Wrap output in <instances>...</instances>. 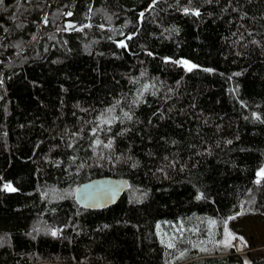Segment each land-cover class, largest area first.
I'll use <instances>...</instances> for the list:
<instances>
[{"label": "trees", "instance_id": "1", "mask_svg": "<svg viewBox=\"0 0 264 264\" xmlns=\"http://www.w3.org/2000/svg\"><path fill=\"white\" fill-rule=\"evenodd\" d=\"M262 169L264 0L0 3V264H264L218 245Z\"/></svg>", "mask_w": 264, "mask_h": 264}, {"label": "water", "instance_id": "2", "mask_svg": "<svg viewBox=\"0 0 264 264\" xmlns=\"http://www.w3.org/2000/svg\"><path fill=\"white\" fill-rule=\"evenodd\" d=\"M183 62L179 64L185 66ZM129 188L125 179L100 177L81 184L75 191V200L82 208L103 210L115 205Z\"/></svg>", "mask_w": 264, "mask_h": 264}, {"label": "rangeland", "instance_id": "3", "mask_svg": "<svg viewBox=\"0 0 264 264\" xmlns=\"http://www.w3.org/2000/svg\"><path fill=\"white\" fill-rule=\"evenodd\" d=\"M227 232H231L236 237L231 241V248L237 254L251 253L254 258H260L264 254V217L249 215L240 220L228 222L221 244L218 245L225 247L223 241L227 238Z\"/></svg>", "mask_w": 264, "mask_h": 264}, {"label": "snow or ice", "instance_id": "4", "mask_svg": "<svg viewBox=\"0 0 264 264\" xmlns=\"http://www.w3.org/2000/svg\"><path fill=\"white\" fill-rule=\"evenodd\" d=\"M0 3H2V0H0ZM195 14L199 15L198 12H196ZM121 46L124 47L125 45L121 44ZM183 64L187 67L188 71H191L194 67H196L195 65L189 64L187 61H184ZM125 115H127V114H125ZM257 175H258V177L264 178V169H262ZM257 183H259V180L257 181ZM5 188L8 190L15 191V189H12L10 185H5ZM211 223L214 225L215 221H212ZM52 235H56V232H52ZM234 239H236V237L231 232H227V238L223 241L224 246L225 247H231L232 246L231 241ZM166 246L168 248H174L175 247L174 243H172L171 241H169ZM245 264H248V262L245 261Z\"/></svg>", "mask_w": 264, "mask_h": 264}]
</instances>
